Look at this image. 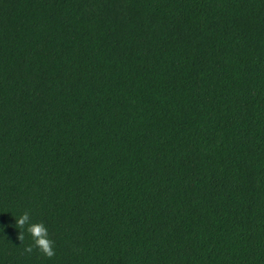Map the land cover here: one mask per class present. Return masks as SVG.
Wrapping results in <instances>:
<instances>
[{"label": "trees", "instance_id": "obj_1", "mask_svg": "<svg viewBox=\"0 0 264 264\" xmlns=\"http://www.w3.org/2000/svg\"><path fill=\"white\" fill-rule=\"evenodd\" d=\"M0 264H264V0H0Z\"/></svg>", "mask_w": 264, "mask_h": 264}, {"label": "clouds", "instance_id": "obj_2", "mask_svg": "<svg viewBox=\"0 0 264 264\" xmlns=\"http://www.w3.org/2000/svg\"><path fill=\"white\" fill-rule=\"evenodd\" d=\"M30 213L24 212L18 219H16V227L24 229L27 224L26 231L30 234L33 244L25 247V252L31 253L33 249H37L44 257L53 258L55 256V242L49 238L48 229L43 222L29 223ZM18 240H24V232L19 231Z\"/></svg>", "mask_w": 264, "mask_h": 264}]
</instances>
